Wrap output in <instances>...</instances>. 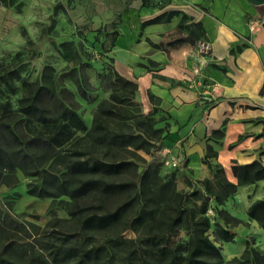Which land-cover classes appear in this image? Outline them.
<instances>
[{
  "label": "rangeland",
  "instance_id": "374dc122",
  "mask_svg": "<svg viewBox=\"0 0 264 264\" xmlns=\"http://www.w3.org/2000/svg\"><path fill=\"white\" fill-rule=\"evenodd\" d=\"M17 2L21 3L19 9L0 5V75L14 70L20 77L19 80L10 79V84L17 88L15 92H10V88L7 87L2 88L0 102L8 101L13 111H16L23 93L22 82L31 84L45 80L62 96L66 106L77 111L88 129L92 128V119L98 102L109 100L112 93L128 94V91L115 83L111 69H115L123 78L136 85L137 79L142 77L140 73L145 71L150 73L153 80L159 81L163 86L167 85V80L157 74V63L149 60L147 54L159 53L165 47L177 48L179 44L175 42L186 39L185 35L193 25L190 17L182 12L168 23L144 24L156 17L151 15L147 18L145 14L155 11L159 5L158 0L156 3L146 0L139 8L134 7L138 5L135 0H17ZM259 8L264 11V6ZM165 36H168L167 41ZM118 40L124 45L132 46L135 54L133 61L119 53ZM199 40L205 39L197 38L195 44ZM197 55L201 62L202 58L198 52ZM81 81H86L91 87L87 90L86 96L78 89L77 84ZM205 82L206 80L201 82L200 87L205 86ZM170 85L185 87L175 79ZM205 101L206 108H209L208 105L212 102ZM149 102V97L139 91L137 85L134 94L137 111L147 114L143 106ZM151 102L157 103L162 109L161 100L159 102L156 98ZM124 108L132 109L126 105ZM15 118L16 133L23 141L31 139L40 129L39 126H35L34 130V125L27 123L18 113ZM6 119L10 120L11 116ZM109 129L126 132L133 130L129 121L112 122ZM44 134H47V130H44ZM84 135L85 133L77 132L72 140L50 151L42 147L36 149V153L47 151V155L38 164L32 162L30 158L22 160L21 154L17 153L18 144L10 138L0 141L5 150L14 152L11 167L5 160L0 163L1 258L18 264H68L61 259V253L54 260L53 250L56 247L65 249L78 240V237L74 236L71 242H63L65 235L73 236L77 233L73 215H79L76 208L78 205L80 207L99 205L96 193L83 198H71L78 180L86 177L71 175L68 164L71 160H82L91 155L106 161H111L113 155L117 158L130 157L126 152H117L113 147L109 150L107 146H98L90 139L83 138ZM163 148V145L157 144L150 154L136 152L143 159V162H138L136 170L121 176L105 177V181L136 182L140 173L154 163L159 166L152 180L157 191L155 200L164 194L158 188L161 185H168L166 189L185 196L184 205L196 211L199 201L192 195L194 191L198 193L203 191L199 182L211 179V173L208 170L207 177L193 178L186 173L185 165L178 157L176 158L178 164L173 166L174 159L170 157V152L164 151ZM83 150H88V154L79 155L78 153ZM40 192L42 196L38 195ZM169 195L168 193L165 199L172 203ZM125 201H127L125 196H111L105 198L100 209L95 208L90 212L101 214L113 211ZM156 204L153 201L149 207ZM215 207L216 203L211 200L206 214L210 219L208 235L212 241L215 223L222 225V221L217 219L214 213ZM139 208V202L135 201L118 225L105 231L93 232L89 239L83 240L80 244L86 242L87 247L95 246L109 239H121L127 244L130 240L148 235L151 228L146 225L137 228L136 232L130 228ZM220 208L228 212L226 202ZM169 214L170 209L161 205L157 219L152 225L154 228L152 233L165 230L164 223L168 220ZM231 216L241 221L239 225L229 229L235 234L234 241L232 243L214 241L223 264H228L234 257H240L246 242L249 243L250 249L264 255V231L246 215ZM184 228L179 230V238L183 240L186 239ZM176 239L172 238V241ZM111 264H126L121 251L116 254Z\"/></svg>",
  "mask_w": 264,
  "mask_h": 264
},
{
  "label": "trees",
  "instance_id": "16d2710c",
  "mask_svg": "<svg viewBox=\"0 0 264 264\" xmlns=\"http://www.w3.org/2000/svg\"><path fill=\"white\" fill-rule=\"evenodd\" d=\"M0 5L16 9L21 7V3L17 0H0ZM178 14L177 11L164 12L144 24L168 23ZM203 35L200 24H195L193 28L188 29V36L192 39ZM111 74L115 83L128 91V94L112 93L109 100L98 102L91 129H88L75 109L65 105L62 96L45 80L31 84L22 82L23 93L16 111H13L8 101L0 102V141L10 138L17 143L19 146L17 153L21 154L22 160L30 158L32 162L38 164L47 155L46 150L50 151L63 146L72 140L77 132L85 133L83 138L90 139L98 146H107L109 150L113 147L117 152L123 151L130 156L117 158L113 155L111 161H106L91 155L82 160L70 161L68 164L70 174L86 177L78 180V185L73 189L71 198H83L96 193L99 197V205L96 207L78 205L76 207L79 215L73 216L77 224V233L73 236L65 235L63 242L72 241L74 236H77L78 240L65 249L56 247L52 253L53 259H57L61 253V259L68 264H111L116 254L121 251L126 264H223L222 256L214 241L232 243L235 234L229 229L236 227L241 221L220 206L233 197L238 187L264 180V166L259 161L245 165H239L233 161L230 169L236 183H232L227 180L223 167L217 162L212 163L217 158V154L207 145L206 154L201 162L211 173V179L200 181L199 184L203 191L201 193L194 191L192 195L196 196L199 201L196 211L184 205L185 196L166 189L168 185H161L158 188L164 194L155 200L157 191L154 189L155 183L153 184L152 180L159 166L154 163L148 165L140 173L136 182H106L105 177L121 176L126 172L136 170L138 162H143L136 152L142 151L150 154L157 144L162 145V141L169 133L168 121L171 118L169 113L161 109L157 103H153L151 111L147 114L139 113L134 103L137 85L123 78L115 69H111ZM19 78L18 72L14 70L0 75V96L3 95V87L10 88L12 93L15 92L17 88L10 84V79L19 80ZM77 85L83 96H86L87 90L91 89L86 81L78 82ZM125 105L132 109H125ZM17 113L27 123H32L34 130H36L35 126H39V131L31 139L23 141L16 133ZM10 116L11 119L7 120L6 117ZM115 121H129L133 130L126 132L109 129V124ZM161 123L163 124L160 125ZM44 130H47V134H44ZM223 134L222 128L214 131L212 136L215 141H218ZM263 136L264 130L258 137ZM40 147L46 150L36 153V149ZM87 151L83 150L78 154L85 156L88 154ZM13 154V151L5 150L0 145V163L5 160L11 167ZM168 193L172 203H168L165 199ZM38 195L42 196L41 192ZM111 196H125L127 201L113 211L101 214L90 212L95 208L100 209V206L104 205L105 198ZM211 200L216 203L214 208L216 218L222 221V225L215 223L214 241L208 235L211 225L210 219L206 216ZM135 201L139 202L140 208L136 211L130 228L136 232L137 228L146 225L151 228L148 235L139 237L137 240H130L127 244H124L125 242L121 239H109L105 243L89 247L86 246V242L80 244L83 240L89 239L91 233L105 231L118 225ZM153 201L157 203L156 206L149 207ZM161 205L168 207L171 214L164 223L165 230L152 233L154 229L152 225L157 219ZM246 216L264 231V199L252 203L246 211ZM183 227L186 233L185 240L179 238V230ZM172 238L177 239L172 241ZM0 264L18 263L0 257ZM228 264H264V255L250 249L249 243L246 242L241 256L232 258Z\"/></svg>",
  "mask_w": 264,
  "mask_h": 264
},
{
  "label": "crops",
  "instance_id": "0c3cea01",
  "mask_svg": "<svg viewBox=\"0 0 264 264\" xmlns=\"http://www.w3.org/2000/svg\"><path fill=\"white\" fill-rule=\"evenodd\" d=\"M145 1L135 0L138 5L134 7ZM158 2L155 11L145 17L168 11L187 14L191 24H200L204 35L198 38L212 44V54L200 62L194 46L197 38L188 36V31L186 39L175 42L177 48L165 47L159 53L147 54L157 63V74L167 80V85L153 80L147 71L140 73L138 89L150 101L143 104L145 112L153 107L151 99L161 100L162 109L171 117L163 150L170 152L172 159L178 157L187 174L195 179L208 176V168L201 161L209 145L227 180L236 183L230 169L233 161L239 165L259 161L264 166V136L258 137L264 130V11L246 0ZM123 45L118 40L117 50L133 61L132 46ZM173 79L185 87H172ZM205 80L206 85L200 87ZM205 100L212 102L209 108ZM222 128V138L215 141L212 133ZM262 199L264 180L240 186L226 202L228 213L246 215L248 207Z\"/></svg>",
  "mask_w": 264,
  "mask_h": 264
},
{
  "label": "built area",
  "instance_id": "2783aa9c",
  "mask_svg": "<svg viewBox=\"0 0 264 264\" xmlns=\"http://www.w3.org/2000/svg\"><path fill=\"white\" fill-rule=\"evenodd\" d=\"M198 54L201 56L202 60L205 61L212 54V44L209 41L199 40L195 44ZM177 160H172V165L176 166Z\"/></svg>",
  "mask_w": 264,
  "mask_h": 264
},
{
  "label": "water",
  "instance_id": "95a60500",
  "mask_svg": "<svg viewBox=\"0 0 264 264\" xmlns=\"http://www.w3.org/2000/svg\"><path fill=\"white\" fill-rule=\"evenodd\" d=\"M253 7L264 6V0H246Z\"/></svg>",
  "mask_w": 264,
  "mask_h": 264
}]
</instances>
